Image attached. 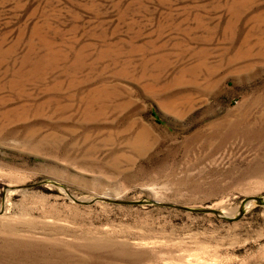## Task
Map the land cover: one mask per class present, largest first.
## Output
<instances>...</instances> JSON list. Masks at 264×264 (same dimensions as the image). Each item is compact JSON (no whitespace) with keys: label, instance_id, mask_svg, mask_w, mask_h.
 Instances as JSON below:
<instances>
[{"label":"rangeland","instance_id":"obj_1","mask_svg":"<svg viewBox=\"0 0 264 264\" xmlns=\"http://www.w3.org/2000/svg\"><path fill=\"white\" fill-rule=\"evenodd\" d=\"M0 264H264V0H0Z\"/></svg>","mask_w":264,"mask_h":264},{"label":"water","instance_id":"obj_2","mask_svg":"<svg viewBox=\"0 0 264 264\" xmlns=\"http://www.w3.org/2000/svg\"><path fill=\"white\" fill-rule=\"evenodd\" d=\"M104 199H106V198H104ZM254 199H256V200H258V199H260L259 197H254ZM112 201V200H111ZM113 201H115V200H113ZM120 202H124V203H126V202H128V201H120ZM130 203H136V202H130Z\"/></svg>","mask_w":264,"mask_h":264}]
</instances>
